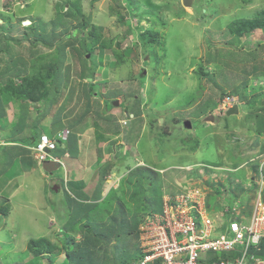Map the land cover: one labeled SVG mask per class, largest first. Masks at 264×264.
<instances>
[{
    "label": "rangeland",
    "instance_id": "374dc122",
    "mask_svg": "<svg viewBox=\"0 0 264 264\" xmlns=\"http://www.w3.org/2000/svg\"><path fill=\"white\" fill-rule=\"evenodd\" d=\"M2 1L0 27L5 29L6 26L13 25V30L9 34L11 37L7 45L0 43V72L10 64L11 55L17 59H26L25 64L13 66L10 75L15 77L18 86L21 85V77L28 76L24 79L28 82L23 88L34 98L23 103V98L8 95L5 100V97H1V100L3 98L9 104L5 105L13 109L14 117H20L25 107L35 117L41 113L42 85L52 74L57 52V77L60 71L62 73L63 65L60 62L64 59L60 52L63 48L57 49L58 45L64 44L67 47L63 68L65 75L62 73L64 85L57 92L58 101L51 110L52 116L65 110L67 122L77 116H81V121L87 118L86 121L89 120L106 150L104 153L121 154L118 158L113 157L117 161V164L114 163L117 170H113L111 178L112 188H117L118 191L103 197V205L92 207L89 224H96V217L99 218L98 223L103 221V212L114 206L111 200L113 203L117 200L116 207H119L118 199L125 197V189L128 187H135L142 198L137 199L138 201L133 198V204L127 205L129 211L136 206L134 210H139L144 217L161 215V192H158L162 185L171 194H176L179 184L176 179H180L177 175L179 172L184 173L181 167L193 165L197 169L198 163L206 166L216 164L221 152L230 155L229 148H237L240 155L246 156L239 161H247L244 166L253 169L258 165V160H255L264 148L262 142L255 146L254 140L264 128V109L260 107L261 102L257 106L252 105L253 111L249 109V104L256 96L264 95V27L256 28L255 32L241 37L229 30L246 25L244 23L248 20L258 21L264 12V0H195L192 8L185 7L183 0H27L25 8L17 4L20 1L24 3V0ZM71 7L80 9L88 19L86 25L82 26L83 20L75 18L79 9L73 12V16L68 15ZM28 20L32 22L24 24ZM33 22L41 31L40 34H54L56 38L49 37L50 40H47L39 35H29L32 33L30 26L34 25ZM147 31L159 34L154 37L155 43L145 47L141 35ZM0 37L2 42V34ZM25 37L28 40L24 41ZM34 40H39L37 50L31 44ZM6 46L10 55L3 52ZM84 47L92 51L88 53ZM101 47L106 49L105 53L101 51ZM31 52H35L36 56H30ZM91 54L94 57L89 66L92 70L97 66L98 69L94 73L95 81L89 82V76L87 83L84 80L87 74L83 59L85 63L91 61ZM143 69L147 70L146 75L143 74ZM3 85L0 84V92L4 91L1 88ZM85 88H90L89 91L92 92L88 100ZM19 89L14 86V90L22 92ZM233 91L246 96L247 101L238 97L237 102L241 104L240 115L224 116L221 110L223 101L233 95ZM52 94L47 95L50 98L47 103L55 101ZM115 101L120 102L119 107L114 106ZM262 101L264 104V98ZM60 103L62 106H59ZM69 103V106L65 105ZM45 107L50 108L47 104ZM106 110L111 114L105 113ZM133 113L141 115L133 118L134 127L131 130V125L126 126L124 122L127 115H134ZM210 114H213L214 122L206 121ZM60 117L61 114L53 116L57 120ZM188 121L192 124L191 128L185 126ZM44 125L43 130L52 136L47 122ZM54 131L56 133L58 128ZM127 143L125 150L122 146L119 147L120 144ZM195 147L197 148L193 151ZM4 152L0 150V162L3 164L8 160L4 158ZM136 162L144 167L134 170L131 176L126 177L127 170L135 166ZM106 164L109 166L112 163ZM161 168H167L165 173H162ZM234 175L243 184L246 183L244 170H238ZM63 176L62 169L56 177ZM133 176L152 179L153 184L144 181L140 188V183H126ZM52 180L53 178L49 182ZM92 183L89 194L96 199L94 192L97 178ZM39 185H42L41 181ZM99 186L100 183L97 187ZM254 186L249 185L248 190H244L249 199L253 191H258ZM65 189L66 186L61 194H54L50 192L49 184L47 190L50 192V203L46 204V210L23 209L16 202L11 216L7 210L6 215H1L0 264L87 262V259L75 261L67 257L63 241L55 234H60L59 225L52 220L53 225L51 223L49 227L52 216L58 217L57 221L61 219L60 207L65 212ZM72 195L76 203L81 202L76 192H72ZM37 197L38 204L43 206L42 197ZM107 197L110 199L107 200ZM94 208L97 210L94 211ZM64 216L65 219H71L70 212L66 211ZM141 220L143 221H135V229L139 223L142 224ZM35 224L37 225L34 226ZM125 228L127 226H124L123 221L119 222V232L115 238L118 250H115L120 254L119 257L134 261L142 254ZM82 238V235L77 236V242H81ZM30 239L39 244V240H45L46 245L54 243L61 249L60 253L34 259L36 251L33 252L32 248L40 251L41 246L28 247ZM79 251V248H75V252ZM100 255L104 256L105 253Z\"/></svg>",
    "mask_w": 264,
    "mask_h": 264
},
{
    "label": "crops",
    "instance_id": "0c3cea01",
    "mask_svg": "<svg viewBox=\"0 0 264 264\" xmlns=\"http://www.w3.org/2000/svg\"><path fill=\"white\" fill-rule=\"evenodd\" d=\"M2 2L3 1L0 0V7ZM29 22L31 23L32 21L29 20ZM11 30H13V25L6 26L5 29H3L1 26L0 35L2 34L3 36L7 34L9 36ZM40 32L38 30V27H35V32L29 33V35H39L43 37ZM10 37L11 36H9V38ZM0 43L5 44L4 41L1 42V39ZM38 47L39 45L35 46L33 49L37 50ZM33 54L36 56L35 52H31L30 56H32ZM25 60L26 59H17L15 58V56L10 58V64L8 65L9 74L13 66L16 67L20 66L21 64H25ZM8 77H10L17 84L16 79L15 77H13V75H9ZM3 79L4 78H0V82L3 81ZM23 83L24 77H21L19 84ZM1 97L4 96H0V150L6 152H4L6 154L4 158L8 160L4 164L3 162H0V217L2 215L1 212H6V210L8 211L9 216H11L13 212V206L16 202H18L23 209L33 208L35 210L36 208L41 210L43 208L44 210H46V204L50 203V200L48 198L50 192L54 194H61L64 187L66 186L65 199L67 200V205H65V212L64 209L60 207L59 210L62 211L60 215L61 219L57 221L58 217L56 216H52L49 219V227L52 223V220H54V222L59 225L60 232L62 226H65V224L69 220V217L65 219L64 215H66V211L72 212L75 209L74 204H76V202L73 199L72 192H76V195L81 198V202L77 204L89 205L88 209H91L94 205L103 203V200L105 198L103 200L102 198L105 197L108 193L112 192V173L114 169L117 170V166L114 165V163L117 164V161L116 159L114 161L113 157L115 156L118 158L120 155L117 153L113 155H107L106 153H104L106 152V150L103 149V144L100 140H98L95 129L91 127V125L89 124V120L86 121L87 118L81 121V116H77L73 120L70 118L67 122V119H65L67 112L65 110H61L60 113H56L55 115H53L58 116L59 114H61L59 120L53 118V111L51 110L58 101L57 94L55 95L56 102L54 103V105L52 104L51 107L49 106L50 109L48 112L46 111L45 105L49 104L47 103L50 100L49 98L45 101L43 100L41 104L42 109L40 106L41 113L38 116L35 117V115H32V111L29 113L27 107H25L24 113H21L20 117L18 118L14 117L15 113L12 111L13 109H11V107L9 106H6L9 104H6V102L3 101V98L1 100ZM88 98L89 96L87 95V100ZM28 100L32 101L31 99ZM28 100H24L23 103L28 102ZM64 102H66V99L64 100ZM65 105L69 106L70 103ZM59 106H62V103H60ZM105 113L109 115L111 114L107 110ZM118 121L123 122L119 119ZM45 122H47L48 126L50 127V134L53 137L64 130L69 129L71 131L69 139L66 142H61L57 150L52 153L54 157L61 160V167L58 170L53 171L52 173H49L43 169L42 165L39 164L33 157V152L30 149V147L35 145L37 139L41 134L48 133L47 131L43 130V127H45ZM55 128H58V131L56 133L54 131ZM261 142L263 143L264 148V138H262ZM120 146H122V148H124L125 150L128 146V143L120 144L119 147ZM196 148L197 147L192 150L194 151L196 150ZM116 149L118 150L119 148L116 147ZM229 150L231 152L230 155H225L222 152L220 153V160L216 164L206 167V164L198 163L196 165V167H198L197 169H195L193 165L181 167V170L184 171L185 174H180L181 172H179L177 177H180V179H176V181L179 182L176 193L186 189L191 185H195L205 192L208 199L209 214L217 223L221 222L223 209L226 207H232L234 203L239 205L238 210L239 212H241V214L246 216V218H250L256 199L255 191L251 193V199L247 198L248 195L244 193V190H248L249 185L252 186L255 184V178L258 176L256 174V168L254 167L253 169H251L244 166L247 161H245V163L239 162L241 159L246 157L240 155V150L238 151L237 148H229ZM125 160L126 158L124 159V161ZM109 162H111L112 164L108 166L106 163ZM140 164V162H136L135 166L129 167V170H127L126 173V177L131 176L135 172L134 170L144 167ZM62 169L64 170L63 178H57V173ZM166 169L167 168H161V171H164ZM238 170L245 171V184H243L242 181H239V178L234 175V173ZM51 178H53V180L49 182ZM95 178H97L100 186L98 188L97 183L96 190L94 192L97 198L93 199L90 197L89 189L93 185L92 182ZM143 180L145 179L141 176H133L130 181L126 180V182H129V184L132 185L133 183H138ZM40 181L42 184L41 186L39 185ZM49 184L50 192L47 190L49 189ZM254 188L256 187L254 186ZM116 189L115 191H118ZM125 192V197L123 198L125 203H127V205H132L133 202L131 200H133V191L130 189V187H128L127 189H125ZM160 192L161 196L159 198L162 201L163 207V199L166 197H172L175 194H171V192H169L168 188H166L165 185H162V189L158 192V194H160ZM37 196L42 197V201L44 204L43 206L38 204ZM95 202L98 203L92 204ZM125 207L126 209L129 208V206ZM135 207L136 206H134L132 209L134 210ZM113 209L114 208L110 209L113 214L112 216H116L113 212ZM110 213L109 221L112 217H110ZM36 225L37 224H35L34 226ZM57 233L58 232H56L55 234L58 237ZM24 235L25 234L23 231L22 236ZM81 235L82 234L78 233L76 237H81ZM93 255H88V259L92 260L88 264H115V260H112L114 259L113 257L109 258L104 255L100 258H96V254Z\"/></svg>",
    "mask_w": 264,
    "mask_h": 264
},
{
    "label": "built area",
    "instance_id": "2783aa9c",
    "mask_svg": "<svg viewBox=\"0 0 264 264\" xmlns=\"http://www.w3.org/2000/svg\"><path fill=\"white\" fill-rule=\"evenodd\" d=\"M235 100L228 99L224 108ZM228 104V105H227ZM69 130L51 137L42 134L32 148L34 158L43 163L52 156L59 141L67 140ZM258 160L255 186L256 199L250 218L239 212V205L223 209L221 222L209 214L208 199L195 185L163 199L161 215H146L139 231L142 257L130 264H264V259L251 254L260 250L264 239V154ZM239 252L234 259L211 261V255Z\"/></svg>",
    "mask_w": 264,
    "mask_h": 264
},
{
    "label": "trees",
    "instance_id": "16d2710c",
    "mask_svg": "<svg viewBox=\"0 0 264 264\" xmlns=\"http://www.w3.org/2000/svg\"><path fill=\"white\" fill-rule=\"evenodd\" d=\"M96 1H98V0H96ZM77 9H79V8L78 7H74V8L71 7L70 9H68V11H69V12H67L68 15L73 16L72 15L73 12H75ZM261 15H262V17L260 16V18L257 19L258 21H254V20H250L249 21L248 20L247 22L244 23L246 25L236 26V28H231L229 31L232 34H235V35H237L239 37L244 36V35H246L248 33H253V32H255L256 28L264 27V12ZM75 18H77L78 20H83V22L81 23L82 26L86 25L87 22H88V19L85 16H83V14L81 13L80 9H79L78 15H76ZM121 19H124V18L121 17ZM35 27L37 28L38 26L34 22V25L30 26V29H32L31 30L32 32H35ZM154 33L155 32H153V31H147L146 33H142L141 38H143L145 47H146L147 44L152 45L153 43L156 42V40H155L156 38H154V37H156L157 36L156 34H159V33H155V34ZM49 37H55L56 38V36L54 34H51L48 37L47 36H43V38H45L47 40H50ZM8 40H9V37H8L7 34L2 36V42L4 41L6 45L8 43ZM26 40H28L27 37L24 38V41H26ZM31 42H32L31 44L33 45V47H35V46L38 45L39 40H34V41H31ZM52 42H54V41H52ZM59 48H63L62 51L60 49V51H61L60 53H62L64 60H63V62L62 61L60 62V65H63L62 73L65 75V72L63 71V68H64V65H65L66 58H67V55H66V48L67 47L64 44H61V45H58V49L57 50H59ZM84 49L87 52L88 51L89 52L92 51V50H90L87 47H84ZM100 49H101V51L103 53L106 52L105 48L101 47ZM1 51H0V53H1ZM3 52L6 55H8V54L10 55V53H11L10 50L7 48V46H6V49ZM58 54L59 53L57 52L56 62L54 63V69L52 71V74L49 75L48 79L46 81H44V83L42 85L40 97H41V99L43 98L44 101L46 99H48L47 95H49L51 93H53L52 97L55 99V95L61 89V87L64 85V83H63V81H64L63 80V75H62L61 71L58 73V77H57V67H58V64H59V60H58L59 55ZM93 57H94L93 54H91V61H88L86 63H85V60L83 59L84 67H85V73L87 74V76H86V78L84 80L87 81V83H89L88 82V79H89L88 77L89 76L91 78H93V81H95L94 73L98 69V66L94 70H92V68H90V66H89V64L92 63ZM11 58H12V55H11ZM96 62H97V60H96ZM0 70H1V68H0ZM9 75L10 74H9V71H8V67H6L4 69V71L0 72V78H4L5 79V80L0 82V84H4L1 87L2 89H4V91L0 92V96L3 95L5 97V100L7 99L8 95H10L12 97L15 96L14 98H23L24 100H28V99L34 100V98L27 91H25L24 88H23V87L26 86L28 81L26 80V82H25V80H24V83L19 85L20 86L19 87L10 77H8ZM27 77H24V79L27 78ZM60 78H61V81L59 82ZM32 79H35V78H32ZM91 84H93V83H91ZM14 86L16 87V89H19V88L22 89L21 90L22 92H18L17 90H14ZM89 89L90 88L86 89L87 90V95L89 97H91L92 92H91V90L89 91ZM233 96H238L242 101H247V97L246 96H244V95L241 96L236 91H233ZM263 98H264V95H262V94L256 96L255 98H253L252 102L249 104V109L253 111L254 108L252 107V105L253 104L256 105L259 102H261V104H262L260 107L264 109V104H263V101H262ZM55 102H56V100L54 102H51V104L49 103L48 105L51 107V105L52 104L54 105ZM108 103H110V102H108ZM49 109L50 108H46V111L48 112ZM134 115H135L134 116V119H135L136 117L139 118L141 114L137 113V114H134ZM133 127L134 126H133V121H132L131 122V126H130L131 130H133ZM40 136H39V138H40ZM39 138L37 139L36 143L39 141ZM142 178H144L145 180H143L141 182H138V183H140V188H142V186L144 184V181H148L149 180L146 177H142ZM126 183H129V182H126ZM148 184H150V185L153 184V180L152 179L149 180ZM148 187H149V185H148ZM131 188H133V189H131ZM130 189L133 191L132 192V197L133 198L140 199V200L142 199V198L139 197V193L135 191V187H130ZM116 197H118V196H116ZM118 200H119L118 202L120 203L119 207H116L117 200H115L114 203L111 200V204L114 205L113 207H111V208L109 207L108 210H106V211L103 210L102 208H99V209H102L103 211H105V212H103V214H105L104 215L105 218H102L103 221L98 223L99 218L97 219V217L95 216L96 217L95 218L96 224L92 223V224H94V227H93L92 224H89V222L92 219V216L89 214V212H93V208L88 209L89 205H83V204L80 205V204H77V203L74 204L75 205V209L72 212H70L71 219H69L67 221L65 226H62L60 234L57 233L58 237L60 238V241H63V243H64L63 249H64V251H65L64 253H66L65 255L67 257L69 256L72 259H74L75 261L78 260V259L79 260L87 259V262H82V263L80 262V264H88L89 262L92 261V260L88 259V255L89 254L90 255L96 254L95 255L96 258H98V257L100 258L101 257L100 254L101 253H105V255L108 256L109 258L110 257L114 258L112 260H115V264H130L132 262H135V261L139 260L142 257V256H140L137 260L131 261L130 259H127V260L123 259L122 256L119 257L120 254L118 253V251L116 252V250H118V248L116 247L117 246V241L115 240V238L118 236L117 233L119 232L118 224H119V222L123 221L124 226H127V228H125V231L129 232V236L131 237L132 240H134L136 242V244L138 246L137 250L142 254V250L140 248V241H139V231H138V228L140 227L141 223H139V225L137 226V229H135V227L133 225L137 224L135 222L136 220L144 218V215H142L140 212H138L136 210L134 211L133 209L131 211L126 209L125 206H127V203H125L124 199L119 198ZM144 201H145V199H144ZM263 201H264V198H263ZM141 202L143 204V201H141ZM103 204H104V202L101 203V204H97V205L101 206ZM233 205H232V207H233ZM112 208H114L113 212H114V214L116 216H112L113 214H112V211L110 210ZM96 210H97V208H94V211H96ZM109 213H110V217L112 216L110 221H109ZM1 214L6 215V212L5 211L1 212ZM87 215L89 216V218H88ZM139 215H141L142 217H140ZM105 221H106V224H104ZM108 221H109V223H108ZM96 227H98V228H96ZM78 233L82 234V236H83L81 242H77V237H75ZM30 241L31 242L28 243V247H31V245H38V247L41 246V248H40L41 250L40 251L37 250L38 248L37 249L32 248L33 252L36 251V256L33 257L34 259L41 258V256L48 255V254H51V253H56V252L60 253L61 249L59 248L58 245H56L54 243H50V244L46 245L45 244V240H39V242L41 241L40 244L38 242H33L34 239H32ZM259 247H260V250H258V251H254V249L252 248L251 254L258 255V256H260L261 258L264 259V239L261 241ZM75 248H79L81 251L75 252ZM238 256H240L239 252H234V253H230V254H221V255H217V256L211 255V261L212 260L213 261L228 260L229 258L234 259L235 257H238ZM50 263H52V261H50Z\"/></svg>",
    "mask_w": 264,
    "mask_h": 264
},
{
    "label": "clouds",
    "instance_id": "9594fccd",
    "mask_svg": "<svg viewBox=\"0 0 264 264\" xmlns=\"http://www.w3.org/2000/svg\"><path fill=\"white\" fill-rule=\"evenodd\" d=\"M18 5H20L21 4V6L23 7V8H25L26 7V0H24V3H23V1H20L19 3H17ZM26 22H29V20L28 21H26ZM142 72H143V74L144 75H146V73H147V70H145V69H143L142 70ZM92 79V78H91ZM89 82H94L93 81V79L91 80V81H89ZM237 98H238V96H233V95H229L228 97H226L225 99H224V101H223V106H222V108H221V110H222V113H224V116L226 115V113H227V111L229 110V109H231V108H233V106H235V105H238L239 106V115H240V106H241V104L239 103V102H237ZM228 99H233V100H235L234 101V103H232L230 106H228V108H224V102L225 101H227ZM116 102V101H115ZM120 103V102H119ZM228 105V104H227ZM134 114V113H133ZM210 115H213V114H210ZM210 115H208V116H210ZM239 115H235V116H239ZM134 116L135 115H127V119H125V125L126 126H130L131 125V122H132V120H133V118H134ZM229 117V116H228ZM230 117H232V116H230ZM128 121H130V125H128ZM189 122V121H188ZM191 123V122H190ZM191 126H192V124H191ZM67 130H69V129H67ZM64 131H66V130H64ZM64 131H62V132H64ZM70 131V130H69ZM264 129L262 130V133L261 134H259L255 139L257 140V139H259V143L262 141V138L264 137ZM44 134V133H43ZM46 134V133H45ZM70 134H71V131H70ZM70 134H69V136H70ZM42 135V134H41ZM49 135V134H48ZM50 136V135H49ZM69 136H68V138H67V140L69 139ZM51 137H53V136H51ZM262 137V138H261ZM40 139V138H39ZM67 140H65V141H59V143H58V147H59V144L61 143V142H66ZM256 140H254V142H256ZM38 143V142H37ZM36 145V144H35ZM34 145V146H35ZM34 146H32V147H30V149H31V151L33 152V147ZM57 147V148H58ZM57 150V149H56ZM55 150V151H56ZM54 151V152H55ZM53 153V152H52ZM124 153V152H123ZM261 154H264V150H262L261 151V153L259 154V155H261ZM121 155V154H120ZM258 155V156H259ZM52 156H53V154H52ZM33 157H34V152H33ZM54 157V156H53ZM56 160H46V161H56V162H59L60 164H61V160H59V159H57L56 157H54ZM36 160V159H35ZM37 161V160H36ZM46 161H44V162H46ZM38 162V161H37ZM43 162V163H44ZM39 164H43V163H40V162H38ZM143 166V165H142ZM258 166V165H257ZM257 166L255 167L256 169L255 170H257ZM207 167V166H206ZM162 173H165V170L164 171H162ZM112 185V184H111ZM255 185V184H254ZM113 186H111V188H112ZM115 189L116 188H112V192L113 191H115ZM116 192V191H115ZM111 193V192H110ZM109 193V194H110ZM178 193H180V191L178 192ZM178 193H176V194H178ZM175 194V195H176ZM107 199H108V197H107ZM235 205V204H234Z\"/></svg>",
    "mask_w": 264,
    "mask_h": 264
},
{
    "label": "water",
    "instance_id": "95a60500",
    "mask_svg": "<svg viewBox=\"0 0 264 264\" xmlns=\"http://www.w3.org/2000/svg\"><path fill=\"white\" fill-rule=\"evenodd\" d=\"M194 2H195V0H183V5L185 7L192 8L194 5ZM29 23L30 22H25L24 24L28 25ZM90 80H92V79L90 78ZM119 104H120L119 101H116L114 103V106L119 107L120 106ZM226 115L229 117L239 115V106L238 105L233 106V108H231L227 111ZM206 121L214 122L215 118L213 115H210V116H208ZM128 125H130V121H128ZM185 126L187 128H191V123L186 122ZM258 143H259V139H257L256 142H254V145L257 146ZM42 167L45 171L52 173L53 171L58 170L61 167V164L59 162H56V161H46L42 164Z\"/></svg>",
    "mask_w": 264,
    "mask_h": 264
}]
</instances>
